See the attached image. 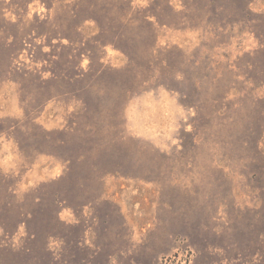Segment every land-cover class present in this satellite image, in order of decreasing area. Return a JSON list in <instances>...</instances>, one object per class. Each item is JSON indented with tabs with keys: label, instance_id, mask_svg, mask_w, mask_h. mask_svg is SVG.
<instances>
[{
	"label": "rangeland",
	"instance_id": "374dc122",
	"mask_svg": "<svg viewBox=\"0 0 264 264\" xmlns=\"http://www.w3.org/2000/svg\"><path fill=\"white\" fill-rule=\"evenodd\" d=\"M0 264H264V0H0Z\"/></svg>",
	"mask_w": 264,
	"mask_h": 264
}]
</instances>
